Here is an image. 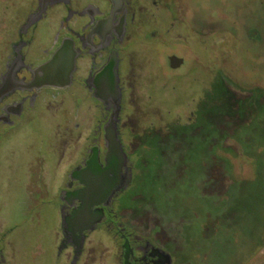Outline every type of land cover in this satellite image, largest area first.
I'll use <instances>...</instances> for the list:
<instances>
[{"label": "rangeland", "instance_id": "374dc122", "mask_svg": "<svg viewBox=\"0 0 264 264\" xmlns=\"http://www.w3.org/2000/svg\"><path fill=\"white\" fill-rule=\"evenodd\" d=\"M37 1L0 0V75ZM129 2L116 119L130 178L107 215L113 226L76 255L60 247L59 192L98 125L105 150L113 108L76 84L43 92L0 146V264H120L118 224L171 264H264V0ZM64 16L56 7L24 37L29 62L51 51Z\"/></svg>", "mask_w": 264, "mask_h": 264}, {"label": "flooded vegetation", "instance_id": "af4514ba", "mask_svg": "<svg viewBox=\"0 0 264 264\" xmlns=\"http://www.w3.org/2000/svg\"><path fill=\"white\" fill-rule=\"evenodd\" d=\"M153 4L155 5L156 1H153ZM56 7H62L65 16L59 20L58 29L52 37L54 47L51 51L44 50L43 58L29 62V56L21 52L30 43V41L24 40V37L29 32L33 33L40 23L45 22L48 13ZM132 11L129 0L37 1L36 9L29 12L25 22L19 28L18 42L17 45L13 46L14 57L6 62L4 72L0 75V89L2 90L0 92V146L4 142L10 144L29 117L37 111L38 98L41 93L61 90L60 88L42 85L39 81L42 75L38 73L37 69L50 60L64 41L72 44L75 57L70 84L63 89L68 90L76 84L95 97L97 76L114 58L117 62V68L114 70L118 77L117 87L121 93L122 88L119 84L120 47L129 39L127 29L134 20ZM84 59L88 60L89 65L86 77H81L78 75L80 71L79 62ZM108 104L109 108L114 107L111 101ZM118 122L116 117L108 120V124L111 123L117 132V139L119 137ZM100 129V125L96 126L90 144L85 148V154L79 164L72 168L66 176V190H61L58 195L62 234L60 247L63 248L66 244H71L75 255L82 248V243L91 232L101 227L108 230L113 226V220L107 223V215L113 213L110 208L122 191L124 180L130 178L128 170L124 171L125 177L122 175V170L126 168V165H121L119 175L110 174V179H114L113 181L119 183V186L118 189L113 190L108 198H102L96 194L93 199L88 200L80 194L78 195L84 189L85 180L82 173L87 165L92 164L94 171H96L97 166H104L106 148L103 151L102 145L99 143ZM119 153L123 157L121 142ZM8 155L9 158L13 157L11 149L8 151ZM37 158L41 157L38 155ZM85 204L88 209L82 211ZM11 231L12 229L9 230V232ZM116 231L122 241L119 255L120 264H124L125 255L128 264H171V255H167L163 250L156 248L147 241H142L141 238L132 232H128L120 224H118Z\"/></svg>", "mask_w": 264, "mask_h": 264}, {"label": "water", "instance_id": "95a60500", "mask_svg": "<svg viewBox=\"0 0 264 264\" xmlns=\"http://www.w3.org/2000/svg\"><path fill=\"white\" fill-rule=\"evenodd\" d=\"M74 57L75 52L72 44L67 41L62 42L50 60L37 69L38 73L42 75L39 79L41 84L60 89L68 87L71 73L74 70ZM168 64L172 70H176L182 66L183 59L171 56L168 58ZM116 68L117 62L113 58L97 76V90L95 93V98L103 104L108 105L110 101L113 103L111 119L117 116L120 102V91L117 87L118 77L114 72ZM104 142L106 148L104 166H97L96 171H94V166L88 164L82 173L85 180L83 183L84 189L78 195L80 194L88 200L93 199L96 194L102 196V198H108L113 190L118 189L119 186V183L113 181L114 179H110L111 173L113 176L119 175L121 165H123V157L119 153L120 143L117 139V132L111 123L104 128ZM87 209L88 207L85 204L82 211ZM124 259V264H128L126 255Z\"/></svg>", "mask_w": 264, "mask_h": 264}]
</instances>
